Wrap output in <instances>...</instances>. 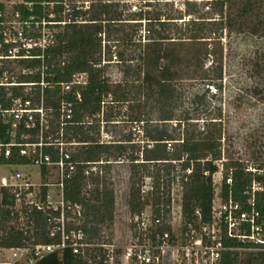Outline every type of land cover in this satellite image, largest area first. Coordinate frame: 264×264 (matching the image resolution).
Returning <instances> with one entry per match:
<instances>
[{"label":"trees","instance_id":"obj_1","mask_svg":"<svg viewBox=\"0 0 264 264\" xmlns=\"http://www.w3.org/2000/svg\"><path fill=\"white\" fill-rule=\"evenodd\" d=\"M208 2L185 1L180 10L167 12L163 11L166 2L160 0H137L133 6L119 1L96 0L83 12L86 22L67 25L58 34L55 46L44 55L47 82H69L74 74L87 75L85 85H75L67 93H62L58 85L43 91L44 106L52 110L54 117L51 120L54 131L58 129L61 99L72 105V124L66 126V135L76 142L85 143L76 147L72 153L73 160L118 161L123 155L124 144L113 141L111 146H107L98 137L100 123L112 121L111 108L115 104L126 105L128 120L146 128V143L142 150L126 157L130 171L127 204L132 215L140 213L147 205L159 215L161 207L165 208L170 203V184L176 177L172 175L175 164L180 167L178 177L183 186L184 217H190L195 209L205 217L209 215L214 196L213 175L218 171L217 163L222 158L225 159L222 161L223 199L231 193L233 201L250 210L247 204L249 196L245 192L254 181L264 184V175L247 170L249 166L246 163L225 149L221 108L210 110L207 106L201 110L197 107L194 111H181L175 117L174 107H171L173 99L179 95L175 84L178 76L176 66H190L193 59H200L203 53L186 51L182 55V51H166L162 47L164 43L173 42V39L204 42L211 36L221 39L224 31L264 36V0ZM75 16H78L77 12L72 13V18ZM142 29L147 32V42L143 44L137 40ZM102 41L106 42V61L112 58V47L116 49L121 45L124 49H133L143 46L146 51H139L137 58L117 51L119 64L126 67L121 80L111 83L105 73L107 64L102 65ZM134 60L144 69H131L127 64ZM40 64V60L32 59L18 61L17 66L29 68ZM251 75L258 79L252 87L253 94L264 101V52L252 64ZM19 80L37 81L39 74L21 75ZM20 89L14 88V95L23 96ZM77 92L80 100L76 98ZM35 93L39 95L38 88ZM201 99V95H195L194 102L202 104ZM8 100L6 92L0 88V101L7 106ZM35 103H38L36 99ZM155 110L160 112V116L156 125L150 126L148 115ZM9 128V124L0 123V142H9ZM21 132L28 131L20 128L17 140ZM44 151L53 159L58 157L56 150L45 148ZM31 162L30 158L20 156L16 148L7 161L12 165ZM84 167L78 164L75 175L65 182L64 201L82 206L83 214L77 227L84 231L88 246L80 254H74L66 247L46 254L34 264H103L104 254L100 245L110 242L104 234V227L110 226L114 219V196L105 178L85 176ZM105 167L108 171L110 163ZM253 168L257 171L263 167L257 165ZM187 169L190 173L186 172ZM41 171L43 174L46 172L44 167ZM228 176L231 177V185L225 183ZM145 178L152 179V190L147 194L141 190ZM89 181L91 186L87 188ZM41 189L44 195L46 187ZM263 199L264 193L256 192L255 208L260 211L264 210ZM58 216L59 210L41 211L23 206L16 209L13 194L0 187V249L59 244V235L49 236L52 219ZM70 216V210H66L65 217ZM70 227L67 225V229ZM222 264H264V251H229L224 254Z\"/></svg>","mask_w":264,"mask_h":264},{"label":"built area","instance_id":"obj_2","mask_svg":"<svg viewBox=\"0 0 264 264\" xmlns=\"http://www.w3.org/2000/svg\"><path fill=\"white\" fill-rule=\"evenodd\" d=\"M91 3L86 6V2L80 0H5L0 8V88L4 89L6 98H9L7 106L0 101V123L10 125L7 131L9 142H0V165H12L7 161L12 156L13 148H16L20 156L31 159L28 165L40 169L41 178L51 169L56 174L55 183L43 179L39 189H36V184L27 181L24 173L16 168L7 177H0V187L13 194L16 209L23 206L41 211L59 210V216L52 219L49 236L60 237V243L56 245L1 248L0 254L10 251L12 257L0 261V264H34L46 254L66 247L72 249L74 254H80L88 246L84 231L77 227L83 208L77 203H65L64 184L75 175L78 164L85 166V176L103 178V168L107 171L105 165L112 161L77 162L72 159L76 147L85 144L66 135V126L72 124V105L61 99L58 129L54 131L51 123L54 117L52 110L44 106L43 91L58 85L62 93H67L75 85H85L87 75L74 74L69 82H47V67L43 61L46 51L55 46L58 34L67 25L86 22L83 12ZM73 12H77L78 16L72 18ZM101 36L104 37L103 34ZM137 40L147 42L146 30H140ZM105 44L102 41V65L104 62L119 64L115 47L111 50V60H105ZM32 59L40 60L41 64L29 68L17 66L18 61ZM31 74H39V80H19L21 75ZM14 88H22L20 91L24 95H14ZM37 88L39 95L35 93ZM76 98L80 100L78 92ZM35 99L37 104H34ZM20 128L28 132H21L17 140ZM45 148L56 150L58 157L53 159L44 151ZM224 160L222 158L217 163L221 174ZM42 167L46 170L44 174ZM247 170L264 175V167L257 171L251 167ZM186 172L190 173V169ZM175 179L170 184V203L165 208L161 207L159 215L153 212L150 205L140 213L129 215V237L118 260L115 258L119 251L113 243L100 245L104 254L103 264H222L224 254L229 251H264V210L255 208L256 192L264 193V184L254 181L245 192L249 196L247 204L250 205V210H245L239 202L232 200L231 193L227 199L222 198L221 175L220 191H214L209 215L205 217L199 209H195L190 217H184L183 186L179 178ZM225 183L231 185L230 176L225 179ZM42 186L46 187L44 195ZM51 186L56 191L49 190ZM90 186L89 181L87 187ZM141 190L143 194L146 192L142 186ZM151 190L152 184L146 194ZM176 200L179 204H175ZM66 210H70V217H65ZM67 225L71 227L67 229Z\"/></svg>","mask_w":264,"mask_h":264},{"label":"rangeland","instance_id":"obj_3","mask_svg":"<svg viewBox=\"0 0 264 264\" xmlns=\"http://www.w3.org/2000/svg\"><path fill=\"white\" fill-rule=\"evenodd\" d=\"M80 1L86 2V6H88L90 2L96 0ZM109 1H119L120 4L126 3L132 6L137 4V0ZM160 1L166 2L163 11L168 12L180 10L185 1H195L203 4L209 3L208 1L211 0ZM162 47L166 51H182V55L186 51H191L194 54H197V52L203 53L200 55V59H193L190 66L186 67L184 64L176 66L178 76L175 84L179 95H176L171 104V107H174L175 117L181 111H194L197 107L201 110L207 106L210 110L221 108V118L225 129L223 135L225 149L249 167H257V165L264 167V101L253 94L252 87L258 79L251 75L252 64L255 62L256 57L264 52V36L224 31L221 39L213 36L204 40V42L173 39V42H166ZM144 50L146 51L143 46L141 48L124 49L120 45L116 46L114 52L124 51L129 57L137 58L139 51ZM104 63L107 64L105 73L109 81L111 83L119 82L123 75L122 71L126 66L116 64V62ZM127 65L135 70L139 67L144 69V66L136 60L129 62ZM195 95H201L202 104L205 105L195 103ZM111 113L113 115L112 121L107 124L105 122L100 123L98 137L107 146H111L113 141L121 142L125 146L123 155L119 160L112 161L108 171L104 168L102 170L103 178L106 179L109 188L113 191L115 207L113 222L110 226L106 225L104 227V234L117 247L119 253L115 259L118 260L124 252L129 237L128 219L130 212L127 202L130 171L126 157L131 153H137L139 149L142 150V146L146 143V128L142 124L128 120L126 105H113ZM159 116L160 112L158 110L151 112L148 115V118L151 119L149 125H156ZM16 168L24 173L27 181L36 184V189H39L38 187L43 179H47L51 183L56 181L54 169L46 173L47 177L43 175L41 178L40 169L33 165H0V177H7L10 171ZM179 169V165L175 164L172 175L176 178H179ZM220 170L219 166V171L213 175L215 193L220 191L222 175ZM151 184L152 179L145 178L142 182V188L147 192L150 190ZM49 190L56 191L52 186L49 187ZM175 204H179V201L176 200ZM11 257V252L6 251L0 254V261L9 260Z\"/></svg>","mask_w":264,"mask_h":264},{"label":"crops","instance_id":"obj_4","mask_svg":"<svg viewBox=\"0 0 264 264\" xmlns=\"http://www.w3.org/2000/svg\"><path fill=\"white\" fill-rule=\"evenodd\" d=\"M5 1V0H4ZM4 1H1L0 3H3Z\"/></svg>","mask_w":264,"mask_h":264}]
</instances>
